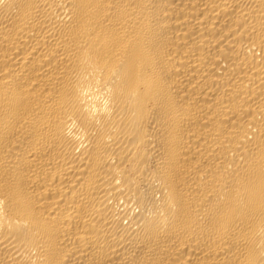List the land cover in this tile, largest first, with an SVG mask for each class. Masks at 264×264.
<instances>
[{"label": "bare ground", "instance_id": "obj_1", "mask_svg": "<svg viewBox=\"0 0 264 264\" xmlns=\"http://www.w3.org/2000/svg\"><path fill=\"white\" fill-rule=\"evenodd\" d=\"M0 264H264V0H0Z\"/></svg>", "mask_w": 264, "mask_h": 264}]
</instances>
